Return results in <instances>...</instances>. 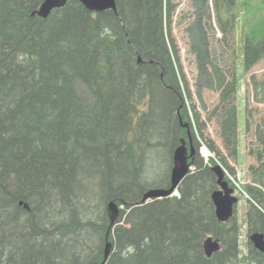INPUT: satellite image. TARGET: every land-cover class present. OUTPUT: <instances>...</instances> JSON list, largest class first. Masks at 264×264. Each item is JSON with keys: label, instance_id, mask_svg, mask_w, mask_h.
Instances as JSON below:
<instances>
[{"label": "trees", "instance_id": "16d2710c", "mask_svg": "<svg viewBox=\"0 0 264 264\" xmlns=\"http://www.w3.org/2000/svg\"><path fill=\"white\" fill-rule=\"evenodd\" d=\"M115 1V10L91 12L69 0L43 19L31 15L42 0H0V264L101 263L107 239L112 247L102 264H264L249 239L241 256L234 217L217 220L215 160L205 163L195 140L193 169L178 195L136 204L149 188L169 186L171 168L155 180L154 164L172 163L200 115L188 116L171 62L165 23L172 1ZM260 4L243 0L244 70L264 57ZM199 5V71L207 75L210 65L221 77L210 48L211 8L224 42L238 20L236 1ZM219 81L208 118L217 117L233 154L239 80ZM250 84L262 102L264 80ZM79 88L92 103L81 101ZM257 157L249 168L255 185H246L247 236L264 233V155ZM110 200L121 208L109 228ZM210 235L221 248L207 257L202 244Z\"/></svg>", "mask_w": 264, "mask_h": 264}, {"label": "rangeland", "instance_id": "374dc122", "mask_svg": "<svg viewBox=\"0 0 264 264\" xmlns=\"http://www.w3.org/2000/svg\"><path fill=\"white\" fill-rule=\"evenodd\" d=\"M171 1V4H173L171 8L172 21L170 25L165 23L168 48L172 53L171 62L178 72L188 116L194 118V110L200 115V127L198 128L197 123L193 121L192 128L189 129L193 137L190 136L192 140L200 143L198 153L204 162L209 164V158H214L215 163H219L224 168L225 178L235 189L239 201L235 207L233 217L239 225L238 243L242 256L247 252L246 243L248 240L247 225L245 223V214L248 207L246 185H255L252 182L249 168L258 165V153L264 155V100L260 102L254 98L250 80H264V57L249 70L243 69L242 37L245 29H247L245 27L246 13H243V0H235L236 8H234V12L236 11L238 20L232 34L227 35L224 42L221 39L223 38L222 32L215 20V13L211 8L214 33L210 48H215L213 56L215 63L218 64L217 68L221 77L215 75V71L210 65H208V74H201L196 51L198 50L196 21L200 10H202L199 7L201 0ZM211 1L209 0V3ZM255 2L257 5H261V0H255ZM261 13L264 14V10ZM257 16L254 13V17ZM206 26L209 27L210 25ZM208 27L206 31L211 34L212 30ZM234 77L239 80V85L235 96L236 152L232 154L230 149H227L223 143L219 120L217 117L208 118V114L219 101V92L216 90L219 80H232ZM78 92L82 102L88 105L92 103V96L84 88H79ZM207 142L214 146L219 155L209 149ZM202 147L208 150V154L202 153L201 150L204 149ZM168 164L169 162H156L150 178L155 180L164 178L169 167L172 166V163L169 166Z\"/></svg>", "mask_w": 264, "mask_h": 264}, {"label": "water", "instance_id": "95a60500", "mask_svg": "<svg viewBox=\"0 0 264 264\" xmlns=\"http://www.w3.org/2000/svg\"><path fill=\"white\" fill-rule=\"evenodd\" d=\"M69 0H42L38 8L32 11L31 15H37L43 19L47 18L50 13L57 8L63 7ZM87 10L91 12H101L105 10H115V0H77ZM140 61V58H138ZM186 126V123L184 124ZM195 154L193 140L188 133L187 139L181 138L180 143L174 148L172 156V167L170 170V184L167 187H154L146 190L138 203H144L152 199L172 196L177 189L182 179L189 173L191 165L189 159ZM211 170L216 176L217 188L211 193V200L214 206V213L218 221L228 222L234 213V209L239 201L235 194V189L229 184L225 178V170L219 164L215 163L211 166ZM27 207V204L25 203ZM121 206L115 200L108 202L109 228L112 227L119 215ZM108 238V237H106ZM249 241L253 246L264 254V233L252 232L248 236ZM203 250L207 257H210L214 252L221 248L220 241L213 235L207 236L203 240ZM112 247L111 241L107 239L104 247V256L102 264L107 258V255Z\"/></svg>", "mask_w": 264, "mask_h": 264}, {"label": "bare ground", "instance_id": "6f19581e", "mask_svg": "<svg viewBox=\"0 0 264 264\" xmlns=\"http://www.w3.org/2000/svg\"><path fill=\"white\" fill-rule=\"evenodd\" d=\"M202 148H204V147H202ZM201 151H202V153L205 154V155L208 154V150H207L206 148L202 149ZM141 198H142V197H141ZM141 198H140V199H141ZM140 199H139V200H140ZM139 200L137 201L136 204H142V203H138Z\"/></svg>", "mask_w": 264, "mask_h": 264}]
</instances>
